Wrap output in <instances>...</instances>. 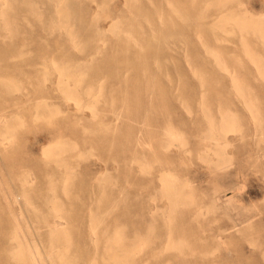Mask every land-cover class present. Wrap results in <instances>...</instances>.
Listing matches in <instances>:
<instances>
[{
	"label": "rangeland",
	"instance_id": "1",
	"mask_svg": "<svg viewBox=\"0 0 264 264\" xmlns=\"http://www.w3.org/2000/svg\"><path fill=\"white\" fill-rule=\"evenodd\" d=\"M31 1L34 2V6H32ZM133 1L97 0L93 2V0H89L84 2L83 6H79L74 4V0H69L67 3L71 6V9L68 8V12L70 11L69 13L76 16L75 20L70 18L76 23L74 26H76V33L79 35V37L77 36V43L81 46L80 49H77L79 46L74 47L66 27H62L61 30L59 22L55 21L56 23H54L52 29H49L51 22L49 15L51 10L49 4L51 2L49 0H11V3L6 0L3 6L4 0H0L1 11L8 8V11L1 12L8 19L2 14L0 17V133L12 135L8 147L0 146V229H2V231L0 230V264H32L27 261L26 255L22 258L21 253H16L18 252L17 249L23 247L28 249V245L33 248L36 246L38 250L43 251L41 252L43 254L41 260L39 259L41 264H48L51 260L52 262L55 260V264H58L57 260L59 264L62 261L63 264H71L72 262V264H93L94 262V264H109L115 257V261L110 264L114 262H116L114 264H119L117 262L122 260V257L123 260L126 259L124 261L126 264H264V169L258 167L257 173L250 177L243 189V192L246 190L248 192L240 201L237 188L239 189L241 186V179L237 174V167L241 161L238 158L237 151H235L239 145V132L236 130L231 133L234 139V146L231 147L234 153H232V156H234L232 157V164L230 163L229 166L223 163L222 138H220V136L222 137V132H220L222 125L220 126V124H222L221 118L225 109V105H223L225 97L228 101V107L231 111L233 110L234 118L244 111L247 121L251 125L249 113L242 106L243 103L238 100L235 84L239 77L242 78L246 70L254 69L255 66V68H264V42L262 41L264 37H260L258 33L254 34L251 31H238L237 25H231L237 31L223 33L220 31L222 30L220 26H223L222 21L216 23L220 26L210 23L219 20L227 13L244 16L248 12H252L256 17L260 15L259 17L264 18V0H227V3L219 4L222 7L217 6L218 0H214L217 5L212 0H200L202 5H199V8L202 7L200 12L203 13L199 19L202 21L201 24L192 27L189 34L184 32L175 34V37L180 39L179 43L182 47H187L179 48L177 51L173 50L174 53H177L176 61L178 64H174V60L169 57L166 59L167 63L151 66L150 68L134 65L118 67L108 65L103 67L104 63L113 64L122 55L132 54L140 50V47L136 49L134 45L141 37H157L160 35L161 29L169 26L171 21L183 23V20H180L176 14L175 9L191 2V0ZM35 4L37 7H35ZM86 9V17L84 18L87 20L85 23L100 12L98 24L104 30L108 29L113 20L112 17L106 15L112 13L116 19H120L119 26L123 27V30L134 29L133 32L136 34H134L133 44L131 37H125L124 34H128L126 31L114 32L109 30L103 35L106 40L105 48L96 49V44L103 45L104 40L98 39L99 37L95 33L92 35L83 33L84 29L81 22L83 16L80 14L81 11ZM6 12L7 14H5ZM142 17H145V19ZM160 20L163 21L160 22ZM262 20L264 22V19ZM8 24L13 28H8ZM16 24L17 27H15ZM214 26L216 27L214 28ZM4 28L6 29L4 30ZM10 28L15 32L12 29L10 32ZM200 28L207 30L212 28L217 32L197 33L196 30ZM14 34H16V37H14ZM116 35L118 37H115ZM120 36L127 39H124V42L121 43L118 41L121 38ZM243 37L246 38L247 42L243 41ZM201 42L205 44L202 45ZM2 50H6V52L3 53ZM250 52L254 54L252 55ZM53 58L56 63L58 61L59 66L66 67L68 71L66 72V69H64L66 73H72H70V75H73L70 79L72 82L71 88H75L73 89L74 92L72 90L73 97L82 96V101L87 103L91 99L90 97L93 96L92 93H95V96L97 95V97H93L96 98L94 100H96L95 103L98 104L96 107L99 110L96 116L91 114L89 108L84 107V110L80 111L73 100L64 98V92L56 85L58 80L57 71L50 64L52 61L49 59ZM218 59L219 61H226V64L223 61L222 64H219ZM70 62L74 63L71 64ZM84 62L87 65H83ZM75 64H77V69ZM84 66H86V69H84ZM96 66L101 68L99 72L96 71ZM226 66L231 72L225 71ZM82 70L84 71L82 72ZM194 71L197 73H194ZM74 72L82 76L79 78V74L77 75L79 82L76 84L74 80L76 81L77 76L75 77ZM84 72L85 74H83ZM134 73L139 74L136 80H132L131 77ZM46 74H48L49 80H45ZM236 74L238 75L236 76ZM200 75L201 78H199ZM232 75L234 78L236 77L234 82H231L233 81ZM84 77L85 79H83ZM208 78H213L214 82H209ZM201 80L203 84L200 83ZM263 81L262 78L259 80L248 76L247 82L250 91H252V100L254 103H259L263 111L262 115H264ZM256 94L259 99H256ZM204 111L207 116L204 115ZM118 115H120V118H118ZM80 116L83 118H80ZM168 124L172 126L170 127ZM210 125L214 127H210ZM173 126L175 127L174 133L179 135L180 132V140L176 139L177 145L170 144V148L166 146L169 141L171 142V136L167 133L169 134V129L172 128L171 130H173ZM215 127L218 129L214 131ZM164 128L167 133L162 130ZM184 133L185 136H182ZM166 135L170 137L168 140ZM140 137L144 139L142 142L138 141ZM212 137L219 140V145L215 144L216 141ZM237 138L238 140L235 141ZM162 139L164 140L162 141ZM181 140L184 146L180 144L182 143ZM57 142L59 144L55 155L48 158L43 147L55 146ZM204 152L205 154H203ZM133 156L135 161L132 160ZM145 156L147 159L143 158ZM144 159L146 160L144 161ZM147 160L148 162H146ZM145 162L148 164L145 165ZM58 164L60 165L58 166ZM143 167L148 170H143ZM150 167L152 168L150 169ZM50 169H55L51 172L53 175L49 174L48 170ZM165 169L174 171L178 179L180 178L179 181L182 182L187 179L193 185V195L180 199L184 204L179 203L180 200L179 202L176 201L177 205L173 204L165 194L164 188L163 191L161 190L163 184L160 174ZM227 171H230L231 174L227 175ZM67 172L75 174L70 173L74 177L70 179L69 176L68 183L64 182L66 183L65 189L68 190H66V193L63 192L62 181ZM28 173L33 176V182L29 185L28 192H25L21 180L25 178V174L28 176ZM53 176H55V179ZM52 181H56V183ZM67 185L68 187H66ZM53 186H55L56 191H59H51L50 188ZM87 187L88 189H86ZM23 193L28 200L23 198ZM90 193L94 194L91 196ZM16 195H20V198ZM191 196H193L194 202H191ZM15 197L18 200H15ZM189 198H191V201ZM241 202L247 204L251 214H255L256 209L261 207L259 209L260 214L254 215V219L257 217L255 220L263 219L260 226L246 228V222H238L241 218V210H239L241 209L239 207ZM254 203H258L257 208H254ZM172 204L178 212L172 207ZM228 204L233 206L231 207ZM54 205H57L59 209L57 212H60V214L64 210L66 211L61 214L62 216L65 215L61 218V222L66 225V230L65 233H60L62 235H59L61 236L59 240L58 236H55L59 233L52 234L49 232V226L47 225L48 220L54 219V214H56V208H53ZM178 205L179 207H177ZM89 206H92V208H89ZM226 207L229 209L226 210ZM158 208L160 209L158 210ZM172 210L173 214H171ZM179 211L181 215L178 214ZM169 212H171L170 215ZM174 213L175 217L177 215L176 218L173 217ZM23 214L25 216L21 217ZM157 214H161V217ZM146 217L148 220H146ZM94 218L98 223L94 221ZM92 220L96 224H91ZM166 220L172 222L168 221L169 223L166 224ZM16 224L21 225L20 228ZM13 228L18 232H14ZM237 228L240 232H237ZM20 229L23 232H20ZM92 229H96L98 235L91 232ZM66 231L71 234L67 235ZM171 233L173 239L170 236ZM63 234H66L65 237H62ZM53 235L54 237H52ZM113 236L120 238V240L124 238V240L121 242ZM178 236L181 239L180 241L176 239L179 238ZM184 236L186 240L188 239L187 241ZM192 237L197 243L194 242L195 240L192 242ZM175 239L178 242H175V245L179 242L180 244L177 246L181 247L184 243L185 245L171 250ZM91 240H97V244ZM203 240L204 242H201ZM57 241L59 242L57 243ZM147 241H150V245L147 244ZM168 241L172 242L168 243ZM190 241L196 245L190 244ZM60 242L61 244H59ZM172 243L173 245H171ZM121 244L126 246L127 244L128 246L134 244V246L132 248L130 246L131 251L128 247L129 251L127 249L128 252L126 253V246ZM137 244L140 246H136ZM167 244H170L172 248ZM108 245L113 247L111 246V248ZM189 245L191 246L189 247ZM56 246H59L60 249ZM214 246H217L218 249ZM64 247H66L65 253L62 250ZM183 247L186 251L183 250ZM196 247L197 249L194 250ZM105 248L107 253H105ZM133 248H138V251H140L138 252L136 249V252H134ZM59 250L62 251L60 254L58 253ZM197 250L198 252L202 251V253L205 251L208 256L203 253V257L202 253H198ZM119 251L122 252L119 253ZM123 251L128 254L125 255L126 257L123 256L125 254ZM181 251H183L182 254H180ZM192 251L195 252V255ZM55 253L56 255L58 253L57 257H55L56 255L53 257ZM115 253L121 259L118 258L119 260H117V256H112ZM25 254H28V252ZM64 254H67V256L65 257ZM13 255H17L20 260L17 256H15L16 258L13 257ZM72 256L74 259H72ZM108 257H112L109 259L110 262L108 260L106 262ZM132 258L135 259L134 262ZM42 259L44 261L47 259L46 263ZM63 259L66 261L64 262ZM124 262L123 264H125Z\"/></svg>",
	"mask_w": 264,
	"mask_h": 264
},
{
	"label": "bare ground",
	"instance_id": "2",
	"mask_svg": "<svg viewBox=\"0 0 264 264\" xmlns=\"http://www.w3.org/2000/svg\"><path fill=\"white\" fill-rule=\"evenodd\" d=\"M11 0H9V2H10ZM25 1V0H24ZM27 1V0H26ZM51 3L49 4L50 5V7H51V10L49 11V15H50V18H51V22H50V26H49V29L51 30L52 29V27H53V25H54V23H56L55 21H57V22H59V25H60V29L62 30V27H66L67 28V30H68V32H69V36H70V38H71V41H72V43L74 44V47L75 46H77L78 45V38H77V36L79 37V35H77V33H76V30H75V28H76V26H74V25H76V23H74L73 22V20H75V15L73 16V13L71 14V13H69L68 12V8L69 9H71V6L70 5H68V1L69 0H49ZM87 1H89V0H74V4H77V5H79V6H83V4H84V2H87ZM94 1H97V0H93V2ZM133 1V0H132ZM135 1V0H134ZM133 1V2H134ZM212 1H214V0H212ZM211 1V2H212ZM227 0H218V5L216 4L217 2H215V4L217 5V6H219V4H224V3H227L226 2ZM2 2V1H1ZM5 2H6V0H4V3L2 4V6L5 4ZM8 2V3H9ZM13 2V1H12ZM17 2V1H16ZM32 2V1H31ZM31 2H30V4H31ZM37 2V1H36ZM136 2H138L137 0H136ZM135 2V3H136ZM211 2H209L210 4H211ZM213 2V3H214ZM7 3V4H8ZM11 3V2H10ZM9 3V4H10ZM33 3L34 2H32V6H34L33 5ZM128 4H129V2H127ZM208 3V5H210ZM126 4V3H125ZM124 4V5H125ZM137 4V3H136ZM214 4V5H215ZM14 5V4H13ZM36 5V4H35ZM199 5H202L201 4V1L200 0H191V2L189 3V4H186L185 6H183V7H178V9L176 8L175 9V11H176V14L179 16V18H180V20H183L182 22L183 23H180V22H178V21H171V23H170V25L169 26H167L166 28H164V29H161V31H160V35H158L157 37L156 36H153V37H150V36H147V37H145V38H142L141 37V39H138L137 40V38H136V45H134V47H136V49H137V47H140L141 49L140 50H142V51H140V50H137V51H135V52H133L132 54H127V55H122L121 56V58L117 61V62H115V63H111V64H103V67H107L108 65H112L113 67H118V66H130V65H134V66H144L145 68H150L151 66H158V65H162V64H165V63H167L166 62V59L167 58H171V59H173L174 61H173V63L174 64H178V62L176 61V58L178 57L177 56V53H174V51L173 50H175V51H177L179 48H187V47H182V45L179 43V41H180V39L178 38V37H175V34H177L178 32L180 33V32H184L185 34H189L190 32H191V30H192V27H194V26H196V24H201V20H199L200 18H201V15L203 14L202 12H200V11H202V7H200L199 8ZM208 5H206V6H208ZM212 5V4H211ZM214 5H213V8H214ZM10 6V5H9ZM8 6V7H9ZM26 6H28V5H26ZM107 6V5H106ZM105 6V7H106ZM205 6V7H206ZM216 6V7H217ZM1 7V6H0ZM7 7V6H6ZM29 7H31V6H29ZM35 7H37V5L35 6ZM103 7V6H102ZM215 7V8H216ZM219 7H222V6H219ZM4 8V7H3ZM98 8H99V6H98ZM131 8V7H130ZM136 8V7H135ZM208 8H209V6H208ZM208 8H206V9H208ZM8 9V8H7ZM6 9V10H7ZM9 9H11L10 7H9ZM15 9V8H14ZM6 10H2L3 12L4 11H6ZM38 10H39V8H38ZM1 9H0V17H1ZM8 11V10H7ZM10 11V10H9ZM86 11H87V9L86 10H84V11H81V16H83V17H81L82 18V20H81V22H82V27H83V29H84V31H83V33L84 34H88V35H92V34H96L99 38L98 39H102V40H104L103 42H104V44L103 45H99V44H96V49H101V48H105V46H106V40L103 38V35H105L106 33H107V31H114V32H117V31H122V32H124V31H126L128 34L126 35V34H124L125 35V37H131L132 38V40L135 38V36H134V34H136V33H134L133 31H134V29H125V30H123L122 28H121V26H119L120 25V19H116V17H115V15H113L112 13H107V17H112V20H113V22L110 24V26H109V28L108 29H103L102 27H100L99 26V24H98V21H99V18H100V15L99 14H101L100 12H98L97 13V15L95 16L94 15V17H91L92 19L90 20V21H88L87 23H85L86 22V18H84V17H86ZM98 11V10H97ZM14 12V11H13ZM33 12H35V11H33ZM37 12V11H36ZM35 12V13H36ZM41 12V11H40ZM37 13H39V12H37ZM5 14H7V12L5 13ZM11 14V13H10ZM31 14H32V12H31ZM34 14V13H33ZM71 14V15H70ZM95 14V13H94ZM144 14V13H143ZM175 14V15H176ZM226 14V13H225ZM2 15H4V13L2 14ZM22 15V14H21ZM39 15H41V14H39ZM42 15H43V13H42ZM134 15V14H133ZM8 16V15H7ZM169 16V15H168ZM260 16V15H259ZM256 17L252 12H248L246 15H244V16H241V15H232L231 13H227V15H223L219 20H216V21H212V22H210L211 24H214V25H216V23H220L221 21H222V24H223V26L221 27L220 25H216V26H220V28L222 29V30H220V31H222L223 33L224 32H226V33H228V32H235V31H245V32H248V31H251V32H253L254 34H256V33H258L259 35H260V37H264V27H262V26H264V25H262L264 22H263V20L262 19H264L263 17ZM3 17V16H2ZM4 17H5V15H4ZM38 18L40 17V16H37ZM36 17V18H37ZM44 17V16H43ZM43 17H42V19H43ZM73 18V20L71 19V18ZM136 17V16H135ZM223 17H225L224 19H222ZM5 18H7V17H5ZM5 18H3V19H5ZM14 18V17H13ZM142 18H144L145 19V17H142ZM159 18H160V15H159ZM170 18V17H169ZM178 18V19H179ZM8 19V18H7ZM135 19V18H134ZM162 19V18H161ZM15 20V19H14ZM26 20H27V18H26ZM148 20V19H147ZM146 20V21H147ZM159 20V19H158ZM172 20V19H171ZM179 20V21H180ZM161 21H163V20H160V22ZM4 22H6V21H4ZM41 22H43V21H41ZM8 23H9V21H8ZM45 23V22H44ZM146 23H149V22H146ZM14 24V23H13ZM27 24H28V21H27ZM221 24V25H222ZM3 25H5L4 23H3ZM47 25V24H46ZM57 25V24H56ZM122 25V24H121ZM161 25H162V23H161ZM230 25V26H229ZM231 25H237L236 27H238V29L236 30V28H233V26H231ZM129 26H130V24H129ZM140 26V25H139ZM216 26H214V28L216 27ZM7 27V26H6ZM9 27H12L13 28V26H9V24H8V28ZM15 27H17V24H16V26ZM30 27V26H29ZM131 27V26H130ZM149 27L151 28V25L149 24ZM165 27V26H164ZM12 28H10V32L13 30ZM42 28H44V27H42ZM54 28H56L55 26H54ZM59 28V27H58ZM65 28V29H66ZM126 28V27H125ZM219 28V29H220ZM6 28H4V30H5ZM12 29V30H11ZM16 29V28H15ZM26 29V28H25ZM48 29V30H49ZM7 30H9V29H7ZM55 30V29H54ZM53 30V31H54ZM196 30V29H195ZM17 31V30H16ZM29 31V30H28ZM64 31V30H63ZM66 31V30H65ZM143 31V30H142ZM150 31H153V30H150ZM13 32H15L14 30H13ZM20 32V31H19ZM58 32V31H57ZM114 32H112V33H114ZM154 32V31H153ZM196 32L197 33H199V32H213V33H215V32H217V30H215V29H212V28H209L208 30L207 29H205V28H203V29H198V30H196ZM52 33V32H51ZM63 33V32H62ZM143 33V32H142ZM141 33V34H142ZM11 34H13V33H11ZM17 34V33H16ZM16 34H14V37H16L15 35ZM22 34V33H21ZM67 34V33H66ZM119 34V33H118ZM8 35V34H7ZM20 35V34H19ZM62 35V34H61ZM146 35V34H145ZM214 35V34H213ZM217 35V34H216ZM215 35V36H216ZM8 36H10V35H8ZM13 36V35H12ZM60 36V35H59ZM81 36V35H80ZM142 36V35H141ZM144 36V35H143ZM218 36V35H217ZM14 37H13V39H14ZM115 37H118L117 35L115 36ZM121 37V36H120ZM123 37V36H122ZM120 38L118 41L119 42H124V39H127V38H125V37H123V38ZM130 38V39H131ZM12 39V40H13ZM118 39V38H117ZM199 39V38H198ZM219 39V38H218ZM217 39V40H218ZM243 39V41H246L245 39V37H243L242 38ZM264 39V38H263ZM11 40V41H12ZM135 40V39H134ZM134 40L132 41V44H133V42H134ZM183 40H185V39H183ZM200 40V39H199ZM214 40V39H213ZM79 41H81L80 39H79ZM128 41H129V39H128ZM263 42H264V40H262ZM118 42V43H119ZM129 42H131V41H129ZM247 42V41H246ZM33 43V42H32ZM80 43V42H79ZM128 43V42H127ZM249 43V42H248ZM129 44V43H128ZM201 44L203 45V44H205V43H202L201 42ZM250 44V43H249ZM13 45H14V43H13ZM245 45V44H244ZM5 46V45H4ZM79 46V45H78ZM77 46V47H78ZM204 46H206V45H204ZM243 46V45H242ZM246 46H247V43H246ZM250 46H251V44H250ZM249 46V48H251ZM80 47L81 46H79V48H77V49H80ZM82 47H83V45H82ZM115 47H116V45H115ZM117 47H118V45H117ZM133 47V46H132ZM203 47V46H202ZM206 48H208V47H206ZM85 49V48H84ZM83 49V50H84ZM87 49H88V47H87ZM113 49H114V47H113ZM75 50H76V48H75ZM82 50V51H83ZM186 50V49H185ZM205 50V49H204ZM210 50H212V49H210ZM253 50H255V49H253ZM3 51V53L4 52H6V50H2ZM187 51V50H186ZM213 51V50H212ZM247 51V50H246ZM17 52V51H16ZM211 52V51H210ZM248 52V51H247ZM255 52V51H254ZM215 53V52H214ZM251 53V52H250ZM212 54V53H211ZM252 54V53H251ZM254 54V53H253ZM252 54V55H253ZM217 55V54H216ZM222 55V54H221ZM251 56V55H250ZM218 57V56H217ZM223 57V56H222ZM221 57V58H222ZM225 57V56H224ZM92 58H93V56H92ZM164 58H165V60H164ZM215 58V57H214ZM252 58V57H251ZM219 59H220V57H219ZM219 59H218V63L219 64H222L221 62L223 61H219ZM224 60H225V58H223ZM231 59H232V57H231ZM49 60H51L52 62L50 63V62H48V63H50V64H52V66L54 67L53 69H55L56 71H57V76H58V80H57V87L59 88V89H61L63 92H64V98L65 99H67V100H73L74 101V104L78 107V109L81 111V110H84V107H87V108H89L90 110H91V114L93 115V116H96L98 113H99V110L97 109V107H96V105H98L97 104V102L95 103V101L96 100H94V99H96V98H93L94 96H95V93H92V97H90L91 99L87 102V103H84L83 101H82V99H81V97H73V92L75 91V90H73V89H75V88H71V84H72V82H71V77L73 76V75H70V73L68 74V73H66V72H68L67 71V69H66V67L65 68H62L63 67V65L62 66H59L58 64V61H57V63L55 62V59L53 58V59H49ZM78 60H80V59H78ZM216 60V59H215ZM252 60H254L253 58H252ZM69 61V60H68ZM85 61H87V60H85ZM216 62V61H215ZM214 62V63H215ZM224 62V61H223ZM226 62V61H225ZM224 62V63H225ZM256 62V61H255ZM61 63V62H60ZM71 64H73L72 62H70ZM77 63V62H76ZM223 63V64H224ZM234 63V62H233ZM254 63V62H253ZM64 64V63H63ZM69 64V63H68ZM226 64V63H225ZM224 64V65H225ZM49 65V64H48ZM76 65L77 64H75V68H76ZM83 65H87V64H85V62L83 63ZM232 65V64H231ZM51 66V67H52ZM67 66V65H66ZM219 66V65H218ZM72 67H74L73 65H72ZM81 67V66H80ZM86 66H84V69H86L85 68ZM88 67V66H87ZM97 67V66H96ZM175 67V66H174ZM224 67V66H223ZM256 67V66H255ZM254 67V69H248V70H246L245 71V73L243 74V76H242V78H240L239 77V79L236 81V84H235V86H236V92H237V95H238V100L240 101V102H242L243 103V105L242 106H244V109L249 113V116H250V123H251V125L249 124V122L247 121L248 119L246 118V114L244 113V111H243V113L242 112H240V114H239V116L238 117H236V118H234V116H233V114H232V111H231V109L228 107V101H227V99H226V97L224 98V103H223V105H225L224 106V111H223V115H222V118H221V120H222V124H220V126H221V131L220 132H222V137L220 136V138H222V157H223V163L224 164H227L228 166H229V164L232 162V157L234 156H232V150L233 149H231V147L232 146H234L233 145V141H234V139L232 138V136H231V133L233 132V131H236V130H238V134H239V136H238V138H239V145L237 146V149L235 150V151H237V153H238V155H239V159H240V165H238V167H237V174L239 175V177H240V179H241V186H240V188L238 189L237 188V192H238V196H240V198H238V197H236V198H238L240 201H242L243 200V198L245 197V193H247L248 192V190H246L245 192H243V189H244V187H245V185H246V183H247V181L250 179V177L252 176V175H254V174H256L257 173V171H258V167H260V168H262V169H264V164H263V157H264V115H262L263 113V111H262V108L259 106V103L257 104V103H254L253 102V100H252V95H251V92L252 91H250V88L248 87L249 86V84H247V82H248V76H252L253 78H255V79H259L260 80V78H262V80H264V68H261V67H257V68H255ZM48 68V67H47ZM67 68H69L68 66H67ZM78 68H79V66H78ZM82 68V67H81ZM159 68H161V67H159ZM192 68V67H191ZM64 69H66V72L64 71ZM71 69V68H70ZM77 69V68H76ZM90 69V68H89ZM96 69V71H100V67H97V68H95ZM242 69H244V68H242ZM162 70V69H161ZM168 70V69H167ZM228 70V72H231L228 68H227V66L225 67V71H227ZM235 70V69H234ZM69 71H72V70H69ZM74 71H75V69H74ZM79 71V70H78ZM84 70H82V72H83ZM75 72H77V71H75ZM74 72V73H75ZM86 72V71H85ZM85 72L83 73V74H85ZM90 72H91V70H90ZM145 72V71H144ZM167 72V71H166ZM234 72V71H233ZM73 73V74H74ZM86 73H88V72H86ZM194 73H197V72H195L194 71ZM72 74V73H71ZM76 74V73H75ZM79 73H77L76 75H75V77L78 75ZM127 74V73H126ZM129 74V73H128ZM163 74V73H162ZM229 74V73H228ZM227 74V75H228ZM233 74V73H232ZM48 74H46L45 75V80H49V78H48V76H47ZM82 75V74H81ZM146 75V74H145ZM169 75V74H168ZM203 75H205V74H203ZM238 74H236V76H237ZM127 76V75H126ZM126 76H124V77H126ZM229 76V75H228ZM80 77H82V76H80V74H79V78ZM132 80H136V79H138V77H139V74L138 73H134L132 76ZM169 77V76H168ZM74 78V77H73ZM78 78V76H77V79H76V81L74 80V82H75V84L76 83H78L79 82V79ZM199 78H201V75H200V77ZM232 78H233V81H231V82H234V80H235V78H234V76L232 75ZM83 79H85V77L83 78ZM180 79V78H179ZM231 79V78H230ZM150 80V79H149ZM216 80V79H215ZM84 81V80H83ZM171 81V80H170ZM179 81V80H178ZM208 81L209 82H214V80H213V78H208ZM257 81V80H256ZM46 82V81H45ZM204 82V81H203ZM264 82V81H263ZM150 83V82H149ZM200 83H202V80H201V82ZM205 83V82H204ZM154 84V83H153ZM203 84V83H202ZM206 84V83H205ZM234 84V83H233ZM77 86V85H76ZM79 86V85H78ZM260 86H262V85H260ZM232 88V87H231ZM88 89V88H87ZM89 89H93V88H89ZM139 89V88H138ZM208 89V88H207ZM72 90H73V92H72ZM86 90V89H85ZM262 90V89H261ZM88 91V90H87ZM93 91V90H92ZM99 91V90H98ZM97 91V92H98ZM234 91V90H233ZM77 92H79V91H77ZM89 92H91L90 90H89ZM94 92V91H93ZM102 92V91H101ZM148 92V91H147ZM206 92H208V91H206ZM83 93V92H82ZM88 93V92H87ZM202 93V92H201ZM205 93V92H204ZM203 93V94H204ZM263 93V92H262ZM2 94V93H1ZM88 94H90V93H88ZM87 94V95H88ZM97 94V93H96ZM101 94V93H100ZM150 94V93H149ZM202 94V95H203ZM208 94V93H207ZM254 95H255V93H253ZM79 96H80V94H78ZM86 95V94H85ZM152 95V94H151ZM175 95V94H174ZM200 95V94H199ZM236 95V96H237ZM201 96V95H200ZM205 96H206V94H205ZM204 96V97H205ZM257 94H256V99H259V98H257ZM85 97V96H84ZM95 97H97V95L95 96ZM203 97V96H202ZM86 99V98H85ZM203 99V98H202ZM86 101V100H85ZM91 101V102H90ZM93 101V102H92ZM97 101H98V98H97ZM209 101V100H208ZM205 103V102H204ZM263 104V103H262ZM210 106V105H209ZM264 106V105H263ZM165 107V106H164ZM202 108H203V106H202ZM222 108V107H221ZM206 110H207V108H206ZM209 110V109H208ZM203 111V110H202ZM208 112V111H207ZM204 115H206V113H205V111H204ZM210 115V114H209ZM248 115V114H247ZM83 116V115H82ZM207 116V115H206ZM3 117V116H2ZM85 117V116H84ZM80 118H83V117H81L80 116ZM118 118H120V115H118ZM207 119V118H206ZM213 119V118H212ZM220 120V119H219ZM214 121H216L215 119H214ZM213 124H214V122H213ZM112 125V124H111ZM169 125V124H168ZM167 125V126H168ZM215 125V124H214ZM166 126V125H165ZM170 126V125H169ZM172 126V125H171ZM170 126V127H171ZM169 127V128H170ZM210 127H214V126H211L210 125ZM216 127H218V126H216ZM214 128L213 130L215 131V129H218V128ZM113 128V127H112ZM172 129V128H171ZM171 129H169L168 130V128H167V130H168V132H169V134L167 133V131H166V129L164 128V129H162V130H165L164 132L165 133H167V135H170L171 136V142L169 143L168 142V144L166 145V146H169L170 148H171V146H170V144H173L174 146H175V144L177 145V142L175 141L176 139H179L180 138V132H179V129H178V132H179V135L178 134H176V133H174V129H175V127L173 126V130H171ZM206 129V128H205ZM210 130V129H209ZM176 131H177V129H176ZM175 131V132H176ZM177 132V133H178ZM213 132V131H212ZM217 132V131H216ZM182 133V132H181ZM205 133V132H204ZM209 133H211V131H209ZM236 133V132H235ZM216 134V133H215ZM163 135V134H162ZM166 135V136H167ZM217 135H221V134H217ZM236 135V134H235ZM11 136L12 135H10V134H8V133H0V146L1 147H8V145H9V143H10V139H11ZM135 136V135H134ZM165 136V137H166ZM182 136H185V133H184V135H182ZM213 136V135H212ZM104 137V136H103ZM164 137V138H165ZM217 137V136H216ZM219 137V136H218ZM168 138H170V137H168L167 136V140H168ZM182 138V137H181ZM186 138V137H185ZM210 138V137H209ZM213 138V137H212ZM211 138V139H212ZM215 138V137H214ZM213 138V139H214ZM219 138V139H220ZM238 138L235 140V141H237L238 140ZM136 139H137V137H136ZM173 139V140H172ZM144 139H141V137L138 139V141L139 142H142ZM164 139H162V141H163ZM166 140V139H165ZM170 140V139H169ZM180 140V139H179ZM187 140V139H186ZM215 140V139H214ZM214 140H211V141H214ZM221 140V139H220ZM176 143H175V142ZM178 141V140H177ZM216 142H215V144H218L219 145V140L217 139V140H215ZM179 142V141H178ZM181 142H182V140H181ZM167 143V142H166ZM186 143H188V142H186ZM58 142L55 144V146H46V147H43L44 149V153H45V155L46 156H48V158H51V157H53L54 155H55V151H56V149H57V147H58ZM180 144H183V142L182 143H180ZM180 147H182V146H184V144L181 146V145H179ZM185 146H187V145H185ZM165 148V147H164ZM217 150V149H216ZM215 151V150H214ZM206 152V151H205ZM205 152L203 153V154H205ZM218 152V151H217ZM216 152V153H217ZM234 154V153H233ZM140 155V154H139ZM142 155V154H141ZM145 155V154H144ZM210 155V154H209ZM136 156H138V155H136ZM203 156V155H202ZM236 157V156H235ZM143 158H146V156L145 157H143ZM210 158V157H209ZM208 158V159H209ZM134 159V156H133V158H132V160ZM135 159H137V158H135ZM138 159H140V158H138ZM147 159V158H146ZM146 159H144V161L146 160ZM236 159V158H235ZM131 160V161H132ZM233 160H234V158H233ZM238 160V159H237ZM133 161H135V160H133ZM138 161V160H137ZM144 161H142L143 163H144ZM146 162H148V160L146 161ZM145 162V165L146 164H148V163H146ZM232 164V163H231ZM60 164H58V166H59ZM140 165V164H139ZM142 166H145V165H143V164H141ZM151 164H150V162H149V166H150ZM141 166V167H142ZM149 166H146V167H149ZM233 166V165H232ZM227 167V166H226ZM231 167V166H230ZM234 167V166H233ZM152 167H150V169H151ZM223 168V167H222ZM227 168H229V167H227ZM254 168H255V170H254ZM144 169H146V170H148L147 168H144L143 167V170ZM53 170H55V169H50V170H48L50 173L49 174H52L53 175V173H51ZM145 170V171H146ZM224 170V169H223ZM227 170V169H226ZM59 172V171H58ZM226 172V171H225ZM70 173H72V172H67L65 175H64V179H63V183H62V186L64 187H62L63 188V192H66V190L67 189H65V185H66V183H68L67 182V179H71V175H70ZM144 173V172H143ZM29 174V173H28ZM73 175L75 174V173H72ZM231 174V172L230 171H227V175H230ZM48 175V174H47ZM161 176H160V178H161V182H162V184H163V187H161L162 189V191H163V188H164V192H165V194L167 195V197L170 199V201H172L173 202V204H175V205H177L176 204V201L177 202H179V200L181 199L182 200V198H185L186 196H190V195H193L192 193H193V185L191 184V182L190 181H188L187 179H185V181H179V179H178V177H177V175H176V173H174V171H172V170H169V169H165V170H163L162 172H161V174H160ZM224 175V174H223ZM226 175V174H225ZM70 176V177H69ZM99 176V175H98ZM234 176V175H233ZM258 176V175H257ZM48 177H49V175H48ZM60 177V176H59ZM69 177V178H68ZM74 177V176H73ZM72 177V178H73ZM224 177V176H223ZM264 177V176H263ZM24 178V177H23ZM51 178V177H50ZM53 178L55 179V176H53ZM56 178H57V176H56ZM101 179V178H100ZM99 179V180H100ZM104 179V178H103ZM257 179V178H256ZM53 180V179H52ZM223 180V179H222ZM258 180V179H257ZM260 180V179H259ZM72 181V180H71ZM71 181H70V183H71ZM102 181V180H101ZM100 181V182H101ZM21 182H22V185L24 186V190L23 191H27L28 192V190L30 189V184L33 182V176H31L30 174L28 175V176H26V174H25V178L23 179V180H21ZM53 183H56V181L54 182V181H52ZM64 182H66V183H64ZM263 182V181H262ZM52 183V184H53ZM70 183H69V186H70ZM74 183V182H73ZM82 184V183H81ZM33 185V184H32ZM99 185H100V183H99ZM237 185V184H236ZM264 185V184H263ZM91 186V185H90ZM105 186V185H104ZM66 187H68V185L66 186ZM89 187V186H88ZM88 187L86 188V189H88ZM226 187V186H225ZM90 188V187H89ZM94 188H95V186H94ZM65 189V190H64ZM259 189H261V188H259ZM50 190L51 191H56V189H55V186H53V187H51L50 188ZM97 190V189H96ZM59 191V190H58ZM58 191H56V192H58ZM68 191V190H67ZM69 191H71V190H69ZM225 191H227V190H225ZM98 192V191H97ZM161 192V191H160ZM16 193V192H15ZM67 193V192H66ZM28 194V193H27ZM91 194V193H90ZM90 194H89V196H90ZM94 194V193H93ZM93 194H91V196L93 195ZM162 194H164V193H162ZM23 195H24V193H23ZM98 195V194H97ZM165 195V196H166ZM195 195V194H194ZM18 198H20V195H16ZM28 196V195H27ZM158 196V195H157ZM164 196V195H163ZM162 196V197H163ZM164 196V197H165ZM97 197V196H96ZM102 197V196H101ZM104 197V196H103ZM161 197V198H162ZM166 197V198H167ZM192 197V201H191V198H189L190 199V201L191 202H194V200H193V196H191ZM195 197V196H194ZM23 198H25V200L27 199L28 200V198L24 195L23 196ZM91 198V197H90ZM151 198V197H150ZM154 198V197H153ZM217 198V197H216ZM262 198V197H261ZM155 199H156V197H155ZM195 199V198H194ZM215 199V198H214ZM242 199V200H241ZM15 200H18V199H16V197H15ZM149 200V199H148ZM153 200V199H152ZM180 200V201H181ZM264 200V199H263ZM92 201V200H91ZM216 200H214V202H215ZM229 201H231V200H229ZM237 201V200H236ZM236 201H235V203H236ZM187 202V201H186ZM214 202H213V204H214ZM232 202V201H231ZM179 203H182V201L181 202H179ZM188 203V202H187ZM216 204H217V202H215ZM228 203V202H227ZM143 204V203H142ZM173 204H172V207H173ZM182 204H184V203H182ZM232 204V203H231ZM237 204V203H236ZM236 204H234V205H236ZM151 205V204H150ZM228 205H230V204H228ZM228 205H226L227 207H228ZM238 205V204H237ZM250 205V204H249ZM165 206V205H164ZM231 206V205H230ZM229 206V207H230ZM233 206V205H232ZM231 206V207H232ZM253 206V205H252ZM251 206V207H252ZM92 208V206H89V208ZM99 208H100V206H98ZM158 207V206H157ZM177 207H179V205L177 206ZM182 207H183V205H182ZM217 207V206H216ZM223 207V206H222ZM226 207V210L227 209H229V208H227ZM238 207V206H237ZM239 207H241V209H239V210H241L240 211V214H241V218H240V220L238 221L239 223H245V227L246 228H249V227H251V228H254V227H257V226H260L261 224H262V220L263 219H258V220H255L254 219V215H257V214H260V211H259V209L261 208V207H259V209H256L257 210V212L255 213V214H251L250 213V208L247 206V204L246 203H244V202H241V204L239 205ZM258 207V203H254V208H257ZM54 209L56 208V214H54V219H50V220H48L49 222L47 223V225L49 226V232H51L52 234H56V233H59L58 235H55L56 237L58 236V240H59V237H61V236H59V235H62V234H60V233H65V230H66V225H64L62 222H61V218H63L64 216H62L61 214L65 211H63L61 214H60V212H57V211H59V209H58V207H57V205H54V207H53ZM65 208V207H64ZM98 208V209H99ZM102 208V207H101ZM170 208H171V206H170ZM173 208H175V207H173ZM58 209V210H57ZM63 209V208H62ZM61 209V210H62ZM143 209V208H142ZM153 209V208H152ZM152 209H150V210H152ZM160 208H158V210H159ZM168 209V208H167ZM180 209V208H179ZM213 209V208H212ZM264 209V208H263ZM77 210V209H76ZM79 210V209H78ZM92 210V209H91ZM100 210V209H99ZM113 210V209H112ZM147 210H149V209H147ZM149 210V211H150ZM171 210V209H170ZM175 210H176V208H175ZM231 210V209H230ZM234 210V209H233ZM232 210V211H233ZM238 210V211H239ZM101 211V210H100ZM130 211V210H129ZM177 211V210H176ZM175 211V212H176ZM202 211V210H201ZM209 211V210H208ZM66 212V211H65ZM132 212V211H131ZM157 212V211H156ZM178 212V211H177ZM237 212V211H236ZM235 212V213H236ZM12 213H15V212H12ZM76 213V212H75ZM150 213V212H149ZM148 213V214H149ZM152 213V212H151ZM159 213V212H158ZM170 213L171 212H169V215H170ZM197 213H198V211H197ZM196 213V214H197ZM201 213V212H200ZM233 213V212H232ZM234 213V214H235ZM65 214H67V213H65ZM79 214H82V213H79ZM131 214V213H130ZM144 214V213H143ZM166 214V213H165ZM164 214V215H165ZM171 214H173V210H172V213ZM177 214V213H176ZM178 214H180V211H179V213ZM233 214V215H234ZM237 214H238V212H237ZM0 215H1V213H0ZM152 215V214H151ZM150 215V216H151ZM153 215H155V214H153ZM152 215V216H153ZM161 214H157V216H160ZM167 215V214H166ZM181 215V214H180ZM239 215V214H238ZM237 215V216H238ZM15 216V215H14ZM23 216H25L24 214L23 215H21V217H23ZM67 216V215H66ZM76 216V215H75ZM156 216V215H155ZM173 216V215H172ZM171 216V217H172ZM236 216V217H237ZM261 216V215H260ZM16 217V216H15ZM49 217V216H48ZM81 217V216H80ZM96 217V216H95ZM161 217V216H160ZM171 217H169V218H171ZM173 217H175V213H174V216ZM173 217H172V219H173ZM176 217H177V215H176ZM175 217V218H176ZM185 217V216H184ZM2 218V217H1ZM97 218V217H96ZM155 218V217H154ZM163 218V217H162ZM238 218V217H237ZM49 219V218H48ZM167 219V218H166ZM171 219V220H172ZM182 219V218H181ZM96 219L94 218V221H95ZM98 220H99V218H98ZM146 220H148L147 219V217H146ZM150 220V219H149ZM151 220H152V218H151ZM164 220V219H163ZM171 220H166V224H168L169 222L168 221H171ZM13 221V220H12ZM14 221H16V220H14ZM18 221V220H17ZM95 222H97V221H95ZM100 222V221H99ZM165 222V221H164ZM172 222V221H171ZM236 222V221H235ZM234 222V223H235ZM12 223H16V222H12ZM93 223V220L91 221V224ZM98 223V222H97ZM154 223V222H153ZM177 223V222H176ZM182 223H183V221H182ZM20 224V223H19ZM88 224H90L89 222H88ZM93 224H96V223H93ZM171 224V223H170ZM178 224V223H177ZM188 224V223H187ZM236 224V223H235ZM13 225H15V224H13ZM16 225H18V224H16ZM68 225H69V223H68ZM150 225H151V223H150ZM153 225V224H152ZM19 226V225H18ZM21 226V225H20ZM20 226H19V228H20ZM88 226H90V225H88ZM155 226V225H154ZM242 226H243V224H242ZM91 227H92V225H91ZM167 227V226H166ZM172 227H173V224H172ZM178 227V226H177ZM238 227V226H237ZM241 227V226H240ZM239 227V228H240ZM15 228V227H14ZM14 228L12 229L14 232H18V230L16 231V230H14ZM16 228H18V227H16ZM97 228V227H96ZM171 228V227H170ZM169 228V229H170ZM236 228V227H235ZM177 229V228H176ZM179 229V228H178ZM238 229V228H237ZM1 231H2V229H0ZM69 230V229H68ZM150 230V229H149ZM152 230V229H151ZM173 230V229H172ZM175 230V229H174ZM0 231V232H1ZM22 230L20 229V232H21ZM97 231H98V229H97ZM153 231H154V229H153ZM167 231V230H166ZM169 231V230H168ZM171 231V230H170ZM23 232V231H22ZM91 232H93V233H97L96 232V229H92V231ZM149 232V231H148ZM173 232V231H172ZM237 232H240L239 231V229L237 230ZM4 233V232H3ZM50 233V234H51ZM66 233H67V231H66ZM120 233V232H119ZM169 233V232H168ZM174 233V232H173ZM12 234H15V233H13L12 232ZM22 234V233H21ZM68 234H71L70 232L69 233H67V235ZM118 234V233H117ZM149 234V233H148ZM167 234V233H166ZM3 235V234H2ZM1 235V236H2ZM18 235V234H17ZM64 235H66V234H63V236L62 237H65ZM92 235V234H91ZM97 235H98V233H97ZM120 235V234H119ZM118 235V236H119ZM124 235V234H123ZM153 235V234H152ZM12 236V235H11ZM15 236H16V234H15ZM90 236V235H89ZM93 236V235H92ZM91 236V237H92ZM115 236H116V234H115ZM117 236V237H118ZM122 236V235H121ZM170 236H172V239H173V234L171 233V235ZM14 237V236H13ZM52 237H54V235L52 236ZM106 237V236H105ZM109 237H111V236H109ZM114 237V236H113ZM146 237V236H145ZM151 237V236H150ZM179 237V236H178ZM4 238H5V236H4ZM20 238V237H19ZM72 238H73V236H72ZM95 238V237H94ZM93 238V239H94ZM107 238H108V236H107ZM106 238V239H107ZM114 238H116V237H114ZM137 238H139V237H137ZM184 238H185V236H184ZM183 238V239H184ZM193 238V237H192ZM196 238V237H195ZM198 238V237H197ZM206 238H209V237H206ZM212 238H214L215 239V237L214 236H212ZM223 238V237H222ZM13 239V238H12ZM26 239V238H25ZM53 239H55V238H53ZM57 239V238H56ZM55 239V240H56ZM92 239V238H91ZM99 239V238H98ZM101 239V238H100ZM105 239V238H104ZM108 239H110V238H108ZM107 239V240H108ZM113 239V238H112ZM123 240H124V238H122ZM135 239V238H134ZM142 239V238H141ZM147 239V238H146ZM176 239H178L179 241L181 240L180 239V237L179 238H176ZM176 239H175V241H173V243H174V245H173V243L171 244V245H173V248L171 247V245L169 244H167L168 246H170L171 248V250H173V249H178V248H181L183 245H185V243L180 247V246H177V245H179L180 244V242H179V244H176L175 245V242L176 243H178L177 241H176ZM204 239V238H203ZM214 239H212V240H214ZM9 240H10V238H9ZM21 240V239H20ZM63 240H65L64 238H63ZM67 240H68V238H67ZM116 240H120V238H116ZM123 240H120L121 242L123 241ZM126 240V239H125ZM152 240V239H151ZM168 240H170V239H168ZM185 240H186V238H185ZM188 240V239H187ZM186 240V241H187ZM195 239L193 238V240H192V242L194 241ZM207 240V239H206ZM216 240V239H215ZM13 241H15V240H13ZM17 241V240H16ZM74 241V240H73ZM91 241H95V240H91ZM97 241V240H96ZM96 241H95V243H96ZM111 241V240H110ZM114 241V240H113ZM143 241V240H142ZM172 241H168V243L169 242H172ZM183 241V240H182ZM182 241H181V243H182ZM200 241V240H199ZM22 242V241H21ZM54 242V241H53ZM59 241H57V243H58ZM65 242V241H64ZM69 242V240L67 241V243ZM137 242H139V241H137ZM191 242V241H190ZM192 242L190 243V244H192ZM194 242H196V240L194 241ZM201 242H204V240L203 241H201ZM16 243V242H15ZM19 243V242H18ZM17 243V244H18ZM28 243V242H27ZM56 243V242H55ZM74 243V242H73ZM73 243H72V245H73ZM108 243V242H107ZM107 243H106V245H107ZM117 243V242H116ZM135 243V242H134ZM141 243V242H140ZM144 243V242H143ZM150 243V241H147V244L148 245H150L149 244ZM197 243V242H196ZM21 244V243H20ZM26 244V243H25ZM59 244H61V242L59 243ZM97 244V243H96ZM95 244V245H96ZM98 244H99V242H98ZM109 244V243H108ZM113 244V243H112ZM142 244V243H141ZM57 245V244H56ZM75 245H76V243H75ZM106 245H104L105 247H107ZM118 245V244H117ZM121 245H123V244H121ZM147 245V246H148ZM167 245H166V248H167ZM188 245V244H187ZM192 245H196V244H192ZM204 245V244H203ZM202 245V246H203ZM15 246V245H14ZM27 246V245H26ZM29 247H28V249L27 248H24L22 245H21V248L22 249H17L18 250V252H16L17 254L18 253H21L22 255V258H24L25 257V255H26V257H27V261H29V263H32V264H41V262H40V258L42 257L41 255H43L41 252H43V251H40V250H38L37 249V247L36 246H34L35 248H33V247H31V245H28ZM53 246V245H52ZM63 246V244L61 245V247ZM69 246V245H68ZM70 246H71V244H70ZM108 246H110V245H108ZM112 246V245H111ZM110 246V247H111ZM115 246H116V244H115ZM123 246H126V245H123ZM123 246H120V247H123ZM131 246V245H130ZM130 246H128V244H127V246H126V253L129 251V249H128V247L130 248ZM133 246H134V244H133ZM133 246H131V248L133 247ZM136 246H138V244L136 245ZM140 246V245H139ZM138 246V247H139ZM142 246H144V245H142ZM147 246H145V247H147ZM191 245H189V247H190ZM198 246V245H197ZM54 247H55V244H54ZM53 247V248H54ZM59 246H56V248H58ZM95 247H98V246H95ZM113 247V246H112ZM111 247V248H112ZM144 247V248H145ZM149 247V246H148ZM188 247V246H187ZM187 247H186V249H187ZM193 247H195V246H193ZM217 247V246H216ZM215 246H214V248H216ZM218 247H220L219 245H218ZM218 247H217V249H218ZM52 248V247H51ZM52 248V249H53ZM56 248H54V249H56ZM65 248L66 247H64V249H62L63 251L65 250ZM131 248H130V251H131ZM184 249V251H186L185 250V247H183ZM58 249H60V248H58ZM57 249V250H58ZM106 249V248H105ZM117 249V248H116ZM121 249V248H120ZM123 249V248H122ZM121 249V250H122ZM127 249H128V251H127ZM137 249V251H138V248H136ZM136 249H132V250H135L134 252H136ZM140 249V248H139ZM170 249H166V250H170ZM197 249V247L194 249V250H196ZM209 249H212V248H209ZM27 250V251H26ZM78 250V249H77ZM82 250V249H81ZM141 250H142V248H141ZM151 250V249H150ZM181 250V249H180ZM190 251L192 250V248L191 249H189ZM202 250V249H201ZM14 251H16V250H14ZM55 251V250H54ZM67 251V250H66ZM110 251V250H109ZM117 251V250H116ZM115 251V252H116ZM140 251V250H139ZM138 251V252H139ZM144 251V250H143ZM176 251V250H175ZM188 251V250H187ZM189 251V252H190ZM206 251H209V252H211L210 250H206ZM215 251H216V249H215ZM218 251V250H217ZM26 252H28V254H25ZM60 252H62V251H58V253L60 254ZM120 252H122V251H119V253ZM124 252V251H123ZM182 252L183 251H181V253L180 254H182ZM197 252H198V250H197ZM196 252V253H197ZM212 252H214V251H212ZM49 253H50V251H49ZM58 253H57V255H58ZM64 253H65V251H64ZM105 253H107V249H106V252ZM109 253H111V252H109ZM114 253V252H113ZM125 253V252H124ZM123 254V256H127L128 254ZM133 253V252H132ZM158 253V252H157ZM161 253V252H160ZM192 253L194 254L195 252H193L192 251ZM198 253H202V251L200 252H198ZM204 254H207V253H205V251L203 252ZM202 253V255H203V257H204V254ZM13 254H15V253H13ZM62 254V253H61ZM154 254V253H153ZM156 254V253H155ZM169 254H170V252H169ZM172 254V253H171ZM174 254H175V252H174ZM178 255H179V252L177 253ZM186 254H187V252H186ZM191 254V253H190ZM193 254H192V256H193ZM200 254H198V255H200ZM51 255V254H50ZM49 255V256H50ZM54 255H56V253L55 254H53V257H54ZM57 255L55 256V257H57ZM65 255V254H64ZM69 255V254H68ZM80 255H81V253H80ZM103 255H104V253H103ZM112 255V254H111ZM120 255V254H119ZM122 255V254H121ZM130 256H131V254H129ZM135 255V254H134ZM133 255V256H134ZM137 255V254H136ZM166 255V254H165ZM185 255V254H184ZM195 255V254H194ZM198 255H196V256H198ZM210 255V254H209ZM15 256H17V255H15ZM14 255H13V257H15ZM20 256V255H19ZM20 256V257H21ZM24 256V257H23ZM47 256V255H46ZM67 256V254L65 255V257ZM71 256V255H70ZM78 256V255H77ZM112 256H117V253H115V254H113ZM125 256V257H126ZM129 256V257H130ZM160 256H163V255H160ZM186 256V255H185ZM201 256V255H200ZM207 256H208V254H207ZM18 257V256H17ZM51 257V256H50ZM50 257H48L49 259H51ZM60 257V256H59ZM58 257V258H59ZM96 257V256H95ZM94 257V259H96ZM124 257V258H125ZM132 257V256H131ZM187 257H189V256H187ZM205 257H206V255H205ZM16 258V257H15ZM60 258H62V257H60ZM64 258V257H63ZM71 258V257H70ZM76 259H79V258H77V257H75ZM112 258V257H111ZM111 258H107L106 259V262H107V260H108V262H110L109 261V259H111ZM116 258V257H115ZM115 258H114V260L113 261H115ZM118 258H120L121 259V257L120 256H117V260H119ZM134 258V257H133ZM132 258V259H133ZM155 258H156V256H155ZM207 258V257H206ZM209 258V257H208ZM18 259H19V257H18ZM40 259V260H39ZM45 259V258H44ZM44 259H42V261H44ZM52 259H54V258H52ZM57 259V258H56ZM72 259H74L73 258V256H72ZM75 259V260H76ZM130 259V258H129ZM20 260V259H19ZM26 260V259H25ZM24 260V261H25ZM47 260V259H46ZM45 260V261H46ZM64 260V259H63ZM66 260H67V258H66ZM66 260H64V262L66 261ZM75 260H73V261H75ZM83 260V259H82ZM134 260L135 259H133V262H134ZM44 261V262H45ZM49 261V260H48ZM55 261V260H54ZM52 262V260L51 261H49V263L48 264H50L51 262H52V264L54 263L55 264V262ZM60 261V260H59ZM62 261V260H61ZM69 261V260H68ZM67 261V262H68ZM71 261V260H70ZM77 261V260H76ZM95 261H97V260H95ZM103 261V260H102ZM104 261H105V259H104ZM112 261V260H111ZM112 261V262H113ZM124 261H126V259L125 260H123V257H122V260H119L117 263H119V264H123V262ZM129 261H131V260H129ZM26 262V261H25ZM63 262V261H62ZM61 262V264H63ZM66 262V263H67ZM78 262V261H77ZM112 262H110V263H112ZM189 262V261H188ZM43 263V262H42ZM46 263V262H45ZM57 263L59 264V262H58V260H57ZM71 263V262H70ZM73 263V262H72ZM71 263V264H72ZM91 263V262H90ZM95 263V262H94ZM93 263V264H94ZM104 263V262H103ZM109 263V264H110ZM114 263H116V262H114ZM113 263V264H114ZM125 263V262H124ZM130 263V262H129ZM69 264V263H68ZM106 264H108V263H106ZM126 264V263H125ZM131 264V263H130ZM171 264V263H170ZM185 264V263H184Z\"/></svg>",
	"mask_w": 264,
	"mask_h": 264
}]
</instances>
